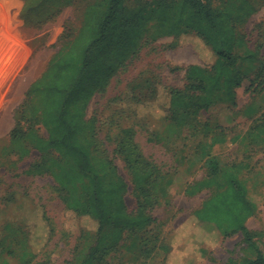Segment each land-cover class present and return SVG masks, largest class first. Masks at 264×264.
<instances>
[{
    "label": "rangeland",
    "instance_id": "1",
    "mask_svg": "<svg viewBox=\"0 0 264 264\" xmlns=\"http://www.w3.org/2000/svg\"><path fill=\"white\" fill-rule=\"evenodd\" d=\"M91 1L72 0V5L57 19L37 30L42 36L41 43L46 41L47 48L41 54L46 52L48 63L77 35L81 27L79 10ZM152 1L129 0L136 6ZM244 1L214 0L213 5L231 13L248 47L259 52V60L242 61L239 65L244 75L242 86L233 96L220 97L208 111H202L192 127L163 129L160 116L169 106L168 90L169 87L184 90L188 84L187 69L197 66L207 70L214 57L208 52L200 55L191 43L176 46L173 36L153 41L158 33L155 21L149 24L137 49L128 53L108 85L87 106L86 119L97 120L94 124L97 137L129 184L125 199L131 213L137 211V196L141 191L136 188L135 171L126 161L128 152L120 151L125 149L117 144L125 135L123 130L134 126L143 157L157 167L160 177L149 190L162 203L148 209L155 222L145 230L125 232L118 243L110 238L100 243V235L88 231H94L96 225L80 218L64 204L65 192L49 170L48 160L53 154L41 155L33 150L30 139L13 144L9 127L0 130V250L11 264H164L159 245L168 237L173 238V252L167 255V264H179L176 256L184 253L185 246L191 249L184 243L186 236L198 237L188 223L191 215L212 194L206 189L188 196L184 188L187 183L206 176L209 157L217 159L221 166L233 163L241 166V175L247 181L251 201L258 212V217L247 225L264 244V129H260L264 126V0ZM7 2L0 0V15H8ZM240 6L244 8L239 10ZM37 31H26L24 38L27 33L32 35ZM237 52L242 54L243 49ZM157 88V104L143 107L134 100L140 96L153 97ZM20 107L15 111V126L21 118ZM13 119V114L0 115V123L5 126L13 123ZM146 122L161 131L157 143H151L141 130ZM193 128H197L196 133H192ZM22 129L33 130L39 137L49 136L42 125L28 124ZM109 134L112 141L107 140ZM216 135L224 138L223 145L212 144ZM24 148L32 151L23 155ZM201 237L198 238L199 242H205L202 246L205 256L195 250L186 252V258L195 257L197 264H232L231 260L241 262L248 257L241 233L226 239L210 232L206 238ZM109 246L113 250L104 255V248ZM28 250L35 257L32 262Z\"/></svg>",
    "mask_w": 264,
    "mask_h": 264
},
{
    "label": "trees",
    "instance_id": "2",
    "mask_svg": "<svg viewBox=\"0 0 264 264\" xmlns=\"http://www.w3.org/2000/svg\"><path fill=\"white\" fill-rule=\"evenodd\" d=\"M72 3V0H8L7 6L13 24L41 29ZM213 4L214 0H154L141 6L130 4L129 0L89 2L79 10V32L52 57L43 74L30 86L18 111L21 118L10 133V140L16 144L30 139L33 150L41 155L53 154L48 160L49 170L55 183L65 192L64 204L80 218L96 225L94 231H88L100 235V243L107 238L118 243L125 232L142 231L155 222L148 209L162 201L149 189L160 176H157V167L143 157L134 126L123 130L125 135L117 144L125 149L120 151L128 152L126 161L135 171L136 188L141 191L137 196V211L131 213L125 199L129 184L97 137L94 126L97 120L86 119L87 106L108 85L128 53L137 49L153 21L158 23L153 41L173 36L176 46L191 43L196 45L199 54L208 52L214 57L207 70L197 66L187 69L188 84L184 90L169 87V106L160 116L163 129L165 126L188 129L198 121L200 113L208 111L220 97L233 96L244 81L240 63L256 62L259 52L248 47L231 13ZM243 8L240 6L239 10ZM238 49H243V53L239 54ZM158 92L157 88L153 97L140 96L134 100L143 107L155 105ZM28 124L42 125L49 136L43 138L33 130L23 131L22 126ZM141 130L151 143H157L160 130L149 122L142 125ZM196 132L197 128H193L192 133ZM107 140L112 141L110 134ZM224 143V138L218 135L212 138V144ZM32 149L24 148L23 155ZM206 164L209 166L206 176L187 183L184 188L188 196L206 189L212 191L202 207L191 215L189 225L193 226L196 236L203 238L208 232L222 239L241 233L248 257L241 262L231 260V263L264 264V244L247 225L256 209L247 181L241 175V166L236 163L221 166L213 157H209ZM198 237L186 236L184 243L191 249L184 245L185 254L176 256L179 264H197V259L190 254V258H186L187 250L205 256L202 247L205 242H199ZM172 242L173 238L168 237L159 245L164 264L168 263L167 255L173 252ZM112 250L113 246L106 247L103 254ZM0 253V264H11L8 256L1 250ZM30 253L32 251L28 250L32 262L35 257Z\"/></svg>",
    "mask_w": 264,
    "mask_h": 264
},
{
    "label": "crops",
    "instance_id": "3",
    "mask_svg": "<svg viewBox=\"0 0 264 264\" xmlns=\"http://www.w3.org/2000/svg\"><path fill=\"white\" fill-rule=\"evenodd\" d=\"M38 29L25 28L13 24L8 15H0V115L13 114V123L5 126L0 123V130L9 129L10 134L15 127V111L26 99L27 92L46 70L48 56L46 41L41 43V34L27 33ZM41 32V31H40ZM31 35V36H30ZM7 137V136H6ZM258 215V212L251 219ZM264 221V213H263Z\"/></svg>",
    "mask_w": 264,
    "mask_h": 264
}]
</instances>
